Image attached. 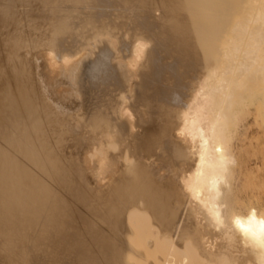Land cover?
Here are the masks:
<instances>
[{
  "label": "bare ground",
  "instance_id": "obj_1",
  "mask_svg": "<svg viewBox=\"0 0 264 264\" xmlns=\"http://www.w3.org/2000/svg\"><path fill=\"white\" fill-rule=\"evenodd\" d=\"M199 2L0 0V31L21 5L47 10L53 69L67 71L102 37L120 40L128 68L143 60L130 105L147 117L133 123L126 81L135 84V72L121 71L125 52L118 60L106 41L65 74L72 91L96 99L78 105L81 134L64 122L74 110L61 103L54 112L48 94L31 90L17 61L21 40L0 41V264H115L125 240L136 264H264V243L243 236L232 215L252 207L264 214L261 203L235 202L252 177L238 164L236 136L247 129L242 116L264 101V0ZM67 141L85 150L77 164L76 151L63 155ZM91 203L100 210L91 212Z\"/></svg>",
  "mask_w": 264,
  "mask_h": 264
},
{
  "label": "rangeland",
  "instance_id": "obj_2",
  "mask_svg": "<svg viewBox=\"0 0 264 264\" xmlns=\"http://www.w3.org/2000/svg\"><path fill=\"white\" fill-rule=\"evenodd\" d=\"M200 0H197V3H200L199 2ZM33 7V8H32ZM37 7V8H36ZM25 8V9H24ZM40 8V9H39ZM27 9H29V10H27ZM34 9V10H33ZM43 9H45L44 7H40V6H38V5H31V6H28V5H21V6H19L17 9H15V11L14 12H16V16H15V13L13 12L12 14H11V16H9V18H8V25H9V27L7 28V29H3V30H1L0 31V41H2V46H3V44L5 45V43H4V41H8V40H11L12 38H16V39H18V40H21V43L23 44V47H22V49L19 51V53H18V58H17V61L19 62V65H20V67H21V69H22V74H24V76H26V77H28L29 79H31L32 80V83H33V85H32V87H31V90H34L35 89V93H38L39 95L41 94V96L43 97V98H47V96L49 97V99L51 100V101H49L48 99H44V102H45V104H47V106H50V105H52V106H50V108L54 111V112H57V110L56 109H59L60 108V106L62 105L61 103H63V104H66V106H67V108L68 109H70V111H73L74 110V112H73V115L75 114L76 115V119H75V115H74V117H65L64 118V122H66V124L69 122V121H73V123L71 124V122H69L68 123V125L69 126H76L75 125V123L77 122L78 123V125L83 121V109H82V107L80 108V107H78V105L79 104H81V103H83V102H85V103H87V105L89 106V107H94V106H91V105H94V104H92L93 102L95 103V96H93V93L91 94V93H89L90 92V90H88V91H86V89H83L82 88V92L80 93V94H78V92H75L74 90V92L76 93V95H77V97H76V95H75V93L72 91V89H71V85H72V82L69 80V78L68 77H66V75L65 74H67V72L70 70V69H72V68H74V67H71V66H75V68L77 69H79V67H80V62L82 63L83 61L82 60H84V61H86V58L88 57V58H90V57H92L93 55H94V51L95 50H97V48L96 47H99L101 44H102V40H104V41H106L105 42V44L107 43V44H109L110 45V47L113 49V50H115V51H117L118 52V56L120 57H118L119 59L118 60H120V59H123V54H124V58H125V62L123 61V65L125 66V67H123L122 68V70L121 71H123V73H130V74H132L133 75V73L135 72V74L132 76L134 79H136V78H138L136 75V70H137V68H138V70H139V67L142 65V63H143V60H141L140 62H138V66H136V69H135V66L134 65H132V68L131 67H129V68H131V70H133V69H135V70H133L132 72H131V70H128L129 68L127 67L128 65L126 64V59H129V54H128V52H127V49L125 50V48H123V47H118V45L120 46V45H122V42H120V40H118V39H115V40H112V41H114V43L112 42V43H110L109 41V39L108 38H105V37H102L101 38V42L99 41V42H96L97 43V45L95 44V46H93V53L91 52L90 54H89V52H87V55H85V58L83 59L82 57H84V56H81L79 59H78V57H77V59L75 60V62H71V63H69L70 65H68V63H67V67H68V69H67V71L65 70L66 69V67H65V65L66 64H63L64 66L62 67V65H61V63H58V65L57 66H55V68L53 69L50 65H49V60L51 59L50 57H54V56H56L57 54L56 53H54V54H52V56H46L45 55V53H46V51L47 52H51V51H55L56 50V48H54L55 46H54V42H53V39H54V37H53V35H54V29H53V25L49 22V21H47L46 20V18H45V15H46V13H47V10L45 9V10H43ZM38 10H40V11H38ZM3 11H5V12H8L9 10L8 9H4ZM33 11V12H32ZM25 12H26V14H25ZM43 15H42V14ZM158 13V14H157ZM32 14V15H31ZM45 14V15H44ZM156 14H157V16L159 15V11H157L156 12ZM21 15V16H20ZM41 15V16H40ZM26 16V17H25ZM31 16V17H30ZM12 19H11V18ZM31 18V20H30V18ZM40 17H42V18H40ZM28 18H29V20H28ZM39 18V19H38ZM41 19V20H40ZM21 20V21H20ZM23 20V21H22ZM34 20V21H33ZM44 22H43V21ZM9 21H12V22H9ZM14 21L19 25L18 27H17V25H16V23L14 24ZM39 21V22H38ZM20 22H21V24H20ZM38 22V23H37ZM47 22V23H46ZM40 23V24H39ZM26 24V25H25ZM37 24H39L38 26H37ZM48 24V25H47ZM42 25V26H41ZM37 27V28H35V27ZM48 27V28H47ZM50 27V28H49ZM12 29V31H10ZM19 29V30H18ZM40 29V30H39ZM53 29V30H52ZM8 30H9V32H8ZM15 30H17V31H15ZM21 30H25V31H21ZM50 31V32H49ZM4 32V33H3ZM22 32H24V33H22ZM26 32V33H25ZM35 32V33H34ZM40 33V34H39ZM52 33V34H51ZM4 34V35H3ZM11 34V35H10ZM28 34V36H26ZM38 34V35H37ZM47 35H49V36H47ZM51 35V36H50ZM3 36V37H2ZM40 36V37H39ZM11 37V38H10ZM24 39H23V38ZM42 37V38H41ZM49 37L50 38H53V39H50L49 40ZM3 38V39H2ZM22 38V39H21ZM104 38V39H103ZM126 39H128V38H126ZM27 40H28V42H30V43H28L27 42ZM51 40H52V43H51ZM129 40V39H128ZM128 40L126 41L125 40V42L127 43L128 42ZM44 41H46L45 42V44H44ZM108 41V42H107ZM119 41V42H118ZM41 42H43V43H41ZM116 42V43H115ZM41 44V45H40ZM100 44V45H99ZM114 44H115V46H114ZM118 44V45H117ZM25 45V46H24ZM49 45V46H48ZM51 45V46H50ZM45 46H46V49H43V48H45ZM117 46V47H116ZM149 46L150 45H148V49H149ZM30 47V48H29ZM31 47H32V49H31ZM33 47H36V48H33ZM51 50H49L48 48ZM38 48V49H37ZM42 48V49H41ZM95 48V49H94ZM119 48V49H118ZM37 49V50H40L41 49V51H44V54H43V52H42V54L43 55H37V54H39V52H41V51H35V50ZM49 51H48V50ZM121 49V50H120ZM26 50H28V51H26ZM26 53H25V52ZM33 51V52H32ZM121 51V52H120ZM25 54H23V53ZM28 52H30V53H28ZM34 52H38L37 54H35ZM96 52V51H95ZM116 52V53H117ZM120 52V53H119ZM123 52H125V53H123ZM127 52V53H126ZM34 55H33V54ZM123 53V54H122ZM20 54V55H19ZM29 55V57H28V55ZM27 55V56H26ZM49 55V54H48ZM90 57H89V56ZM31 56H33L34 58H36L37 56H38V58H36V60H37V62L35 61V60H33L34 58L33 57H31ZM36 56V57H35ZM43 56H46L45 58L43 57ZM87 56V57H86ZM126 56H127V58H126ZM31 57V58H30ZM47 57H49V59L47 58ZM44 58V59H43ZM82 58V60H80ZM87 58V59H88ZM73 59H75V58H73ZM20 60V61H19ZM31 60V61H30ZM72 60V59H71ZM80 60V61H79ZM34 61V62H33ZM47 61V62H46ZM74 61V60H73ZM24 62V63H23ZM79 63V65H78V63ZM35 63H37L36 64V66L37 67H35L34 65H35ZM127 63H131L130 61H127ZM133 63V62H132ZM131 63V64H132ZM75 64H77V65H75ZM126 64V65H125ZM134 64V63H133ZM140 64V65H139ZM32 65V66H31ZM59 65H60V67H59ZM26 66V67H25ZM39 66V67H38ZM49 66V67H48ZM78 66V67H77ZM131 66V65H130ZM3 68V65L1 66L0 65V68ZM35 67V68H34ZM57 67V68H56ZM65 67V69H63V71H61L60 69H62V68H64ZM126 67H127V69H126ZM33 68V69H32ZM37 68H38V71H37ZM125 68V70H123ZM34 69H36V70H34ZM48 70V71H47ZM61 72H60V71ZM128 70V71H127ZM33 71V72H32ZM35 71H37V72H35ZM55 71V72H54ZM59 71V72H58ZM66 73H65V72ZM126 71V72H125ZM130 71V72H129ZM35 72V73H34ZM56 73V75L54 74V73ZM62 72H64V73H62ZM79 72V70H77L76 71V73H78ZM26 73V74H25ZM40 73V74H39ZM37 74V75H36ZM39 74V75H38ZM52 76H50V75ZM11 75V74H10ZM34 75H36V76H38V77H34ZM64 75V76H63ZM40 77H42V78H40ZM38 78V79H37ZM68 78V79H67ZM50 79V80H49ZM62 79H63V81H65V83L66 82H68V83H66V84H64V82L62 81ZM38 80V81H37ZM130 80H133L132 78L130 79ZM130 80H127L128 81V84H129V82H131L129 85H127V81H126V86H127V90L130 92V96L128 97V103H127V106L129 107V112H132V113H130L134 118L132 119V121H134L133 123H137V121L139 120V118H143L144 117V119H147V117H145L144 116V114H143V112L140 110L139 112L138 111H136V109L135 108H133L131 105H130V100H131V97L134 95V90L137 88V86H138V84H139V79H136V80H134V82H135V84L133 83V81H130ZM39 81H40V83H39ZM45 81V82H44ZM57 81H58V83H57ZM70 81V82H69ZM61 83V84H60ZM71 83V84H70ZM40 84H42L41 85V87H40ZM46 84L48 85L49 84V88H47V86H46ZM69 86H68V85ZM36 85V86H35ZM51 85V86H50ZM54 85V86H53ZM133 85V86H132ZM130 86V87H129ZM46 87V89H43V88H45ZM61 89H60V88ZM192 87H193V85H192ZM40 88H42V89H40ZM130 90H129V89ZM191 88V87H190ZM10 89H12V87L10 86ZM132 89V90H131ZM13 90V89H12ZM44 90V93H42V91ZM45 90L47 91V93L45 92ZM61 90V91H60ZM64 90V91H63ZM49 91H50V94H49ZM84 91V92H83ZM57 94H56V93ZM68 92V96L66 95V93ZM70 92H71V94L73 95H71L70 94ZM73 92V93H72ZM86 92H88L89 94H90V97H89V94H87ZM188 92V91H187ZM30 95H31V93H33L32 91L30 92H28ZM86 93V94H85ZM44 94H48L47 96H45L44 97ZM81 94H85V99L83 98V96H81ZM50 95V96H49ZM59 95V96H58ZM63 95H65V96H63ZM75 96V97H74ZM79 96V97H78ZM53 97V98H52ZM64 97H66V98H64ZM70 97V98H69ZM74 97V98H73ZM93 97H94V99H93ZM61 98H63V99H61ZM90 98V99H89ZM262 98V97H261ZM263 98H264V96H263ZM65 99V100H64ZM87 99V100H86ZM65 102H64V101ZM88 100H90V101H88ZM93 100V101H92ZM1 102H5V100L3 99V100H0ZM55 101V102H54ZM91 101H92V103H91ZM90 102V103H89ZM53 103V104H52ZM261 103H264V101L263 100H261ZM261 103L260 102H258V105L256 106V108H254V107H252V108H250V112L248 113H246V114H244L243 116H242V118H243V121L247 124V129H246V132H245V134H244V136H243V138L242 139H239L238 140V136H236V143H237V145H238V142L240 141V146L238 145V148L236 149L237 151H235V153H236V156L238 157V164L240 165V164H242V165H240V167H242V168H244V169H250V171H252V177H250V176H248L247 178H249V179H243L242 180V182H241V184L239 185V190H237L238 191V194H237V191H236V204L238 203V204H242V202H244V205L242 206V207H248V203L250 202V201H252L253 203L252 204H254L255 202H257V204L258 203H261V204H263L264 205V107H259V105H261ZM55 104V105H54ZM57 104H58V107H56L55 108V106H57ZM91 104V105H90ZM54 105V106H53ZM262 106H263V104H262ZM53 107H54V109H53ZM78 108V109H77ZM83 108H84V106H83ZM77 109V110H76ZM255 109V111H253ZM260 109V110H259ZM78 110H80V111H78ZM257 111V112H256ZM142 112V113H141ZM253 112V113H252ZM138 113H141V114H138ZM79 114V115H78ZM81 114V115H80ZM252 114L254 115V116H252ZM259 114V115H258ZM250 115V116H249ZM78 116V117H77ZM258 117V118H257ZM70 118V119H69ZM257 118V119H256ZM245 119H247V120H245ZM69 120V121H68ZM79 120V121H78ZM255 120H257V121H255ZM255 122V123H254ZM257 124V125H256ZM257 126V127H255V126ZM252 127V128H251ZM261 127V128H260ZM75 128V127H74ZM249 129L251 130V131H249ZM76 133H78V134H81V132H82V130H80L79 128H77V126H76ZM252 132V133H251ZM249 133V134H248ZM250 133H251V135H250ZM246 134H247V138H245L246 137ZM74 135H72V136H69L68 134H67V136H65V139H67V140H69V138H72ZM249 136V137H248ZM238 141V142H237ZM243 142V143H242ZM69 144V145H68ZM66 145V146H65ZM64 145V148L65 149H63V155H66V154H69L70 153V151L71 152H74V151H76V154L78 155V157L77 156H75L74 155V158L73 159H71L73 162H75L76 164L79 162V159H80V157L81 158H83L84 156V151L83 150H81V153H80V148L78 149V147H77V145L75 144V143H70V142H68L67 141V144H65ZM242 145V146H241ZM70 147H72V149L70 148ZM69 148V149H68ZM239 148H241V150H239ZM243 148V149H242ZM74 150V151H73ZM238 150L240 151V153L238 152ZM78 151V152H77ZM83 152V153H82ZM239 154H238V153ZM79 154H82L80 157H79ZM238 154V155H237ZM241 155H242V157H241ZM130 157V156H129ZM78 158V159H77ZM76 159V160H75ZM70 160V161H71ZM241 160H242V162H241ZM248 160V161H247ZM131 161V160H130ZM247 161V162H246ZM244 162V163H243ZM245 162H246V164H245ZM159 168V167H158ZM156 169H157V167H156ZM182 169H185V167H183ZM158 170V169H157ZM163 171H164V169H162ZM162 170H159L160 172V174H158V175H160V177H164V176H167V174L169 173L168 172V170H166V171H164V173H163V171ZM162 172V173H161ZM167 172V173H166ZM171 172V171H170ZM166 173V174H165ZM255 175V176H254ZM256 179V180H255ZM93 182H95V181H93ZM92 182V183H93ZM107 182V181H106ZM105 183V182H104ZM102 183V186H101V188H99L98 187V189L99 190H102V189H105V188H107L106 186H108V182L107 183ZM104 184V185H103ZM92 186H94V184L92 185ZM104 186V187H103ZM258 188H256V187ZM108 189V188H107ZM255 195V196H254ZM253 197H255V198H253ZM249 200V202H247ZM247 202V203H246ZM237 204V205H238ZM251 204V205H252ZM237 205H234V206H236L237 207ZM255 205V204H254ZM90 206H91V212H94V213H96V208H97V210L99 211L100 210V208L99 207H97L96 206V204H94V203H91L90 204ZM238 206H240V205H238ZM250 206V205H249ZM261 206V205H260ZM235 207V208H236ZM251 207V206H250ZM253 208V207H252ZM244 210V209H243ZM238 211V212H237ZM240 211H242V210H240ZM239 210H237V209H235V212L236 213H233L232 215H233V217H234V214H235V216L236 215H238L239 214V212H240ZM244 212H245V210H244ZM259 212V211H258ZM261 213L260 214H262L263 213V211H260ZM241 213V212H240ZM243 213V212H242ZM241 213V215H243V214H245V213H243L242 214ZM246 213H247V211H246ZM248 214V213H247ZM247 214H245V216L247 215ZM102 225V226H101ZM100 226H99V229L101 230V232H102V234H105V235H108L106 232H108V229H107V226L105 225V224H101ZM104 227V228H103ZM105 229V230H104ZM105 232V233H104ZM128 242H126V240H125V243H124V247L121 249V251L123 252V253H125V252H127L128 253V255H131V257L132 258H134L135 259V261L138 259V255L137 254H134V256L132 255L133 254V252L131 251L132 249L131 248H129L130 247V245H126ZM129 244V243H128ZM129 246V247H128ZM130 250L131 251V253L130 252H128V250ZM217 250V248H215L214 249V252ZM123 253H122V257H123V259H121L122 257H120L119 258V260L117 261V262H114L115 264H125L126 262H125V260L127 259V257L126 256H128L126 253L123 255ZM135 253V252H134ZM137 255V256H136ZM136 256V257H135ZM130 257V256H129ZM128 257V259L126 260L128 263H126V264H136L137 262H139L138 260L140 259H138L137 260V262H132L133 261V259L131 258V260L132 261H130L129 258ZM126 258V259H125ZM125 259V260H124ZM122 260H124V262L122 261ZM123 262V263H122ZM140 262H142V259H141V261ZM139 264H141V263H139ZM258 264V263H257ZM260 264V263H259Z\"/></svg>",
  "mask_w": 264,
  "mask_h": 264
},
{
  "label": "clouds",
  "instance_id": "obj_3",
  "mask_svg": "<svg viewBox=\"0 0 264 264\" xmlns=\"http://www.w3.org/2000/svg\"><path fill=\"white\" fill-rule=\"evenodd\" d=\"M118 147L114 151H118ZM233 224L243 236L264 243V214H259L256 208H251L248 214L237 215Z\"/></svg>",
  "mask_w": 264,
  "mask_h": 264
}]
</instances>
